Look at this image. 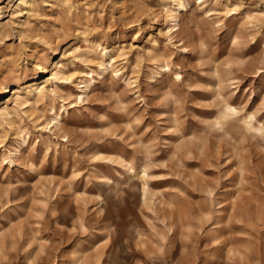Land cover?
<instances>
[{"label":"rangeland","instance_id":"rangeland-1","mask_svg":"<svg viewBox=\"0 0 264 264\" xmlns=\"http://www.w3.org/2000/svg\"><path fill=\"white\" fill-rule=\"evenodd\" d=\"M183 1L0 0V107L73 73L0 117V264H264V0Z\"/></svg>","mask_w":264,"mask_h":264},{"label":"bare ground","instance_id":"bare-ground-1","mask_svg":"<svg viewBox=\"0 0 264 264\" xmlns=\"http://www.w3.org/2000/svg\"><path fill=\"white\" fill-rule=\"evenodd\" d=\"M13 1V0H11ZM19 1L18 2V6H20L21 4L25 5L27 8V11L33 10L36 8L37 6V0H16ZM47 1V0H46ZM164 1V0H163ZM53 2V1H52ZM173 4L175 5L174 8L169 9V15L171 17V20L174 21L173 25L170 27L171 30L178 28L179 26V21H178V12L181 8L186 7L185 3L183 0H173ZM257 2V1H256ZM45 3V2H44ZM58 3V2H57ZM14 4V3H13ZM51 4V3H50ZM258 4V3H256ZM261 4V3H260ZM263 4V3H262ZM11 5V4H10ZM57 6V5H56ZM168 7V6H167ZM166 7V8H167ZM1 10V9H0ZM26 10V9H25ZM2 13V12H1ZM15 13V12H14ZM190 13L192 14V12L190 11ZM21 14V13H20ZM23 14V13H22ZM253 17V15H252ZM21 21V20H20ZM14 22V21H13ZM19 22V21H18ZM260 22V21H259ZM23 26H28L29 25V21L28 20H24L21 21ZM20 23V24H21ZM18 24V25H20ZM6 27V24L0 19V31L4 30ZM60 27V26H59ZM168 29V30H170ZM9 31V30H8ZM7 31V32H8ZM43 31V30H42ZM5 34V33H4ZM7 35V34H6ZM39 37V36H38ZM45 43L46 44H50L52 43V41L50 39H45ZM54 43V42H53ZM125 44V43H122ZM133 44V43H132ZM101 45V44H100ZM134 45V44H133ZM51 46V45H50ZM62 46V45H61ZM79 46V45H78ZM104 46V45H103ZM122 46V45H120ZM43 47V46H42ZM52 47V46H51ZM66 46H64L65 48ZM54 48V47H53ZM58 48H55V52H58ZM107 47H105L101 53V58L100 60H98L97 62H95L98 65L99 71H96L97 75H100L101 73H104L108 68H109V64L112 65V60H114V56L111 52V50H106ZM64 50V49H63ZM60 52V50H59ZM58 52V53H59ZM74 49L70 47L65 48L64 51V57L70 53H74ZM34 57V54H33ZM59 57V56H58ZM71 58V57H70ZM77 58V57H76ZM37 62H36V67L41 69V72L44 73L45 75L47 74L48 71H50L51 75L48 78H45V80L41 81V82H35V83H29L30 80H28V84H24V85H17L15 86V91L14 93L16 94L15 97V106H9V105H4L3 107H0V117L5 120V119H11L14 115L19 113V107L21 106H25V104L30 103L31 102V98H44L46 97L50 92H54L56 94V96L54 97V99H56L58 91H57V87H52L50 88L48 85L50 82H52L53 80H59L61 78L67 79L72 81L73 80V73H68L67 69V63L63 60H57L54 62V64L52 65V63L50 62L51 59L49 57L43 58L41 56H37L36 57ZM106 59H109V61H107ZM79 60V59H78ZM1 62V61H0ZM164 68V66L162 67ZM40 72V73H41ZM84 72V71H83ZM94 72L95 69H90V71L88 72H84L83 74H87L90 75L91 78L88 81H85V83H83V85H81V92H79V96L80 98H82V94L87 93L88 90L92 87V85H94L96 77L94 76ZM42 77V76H41ZM80 77V76H79ZM99 77V76H98ZM41 80V79H40ZM73 82V81H72ZM80 85V84H79ZM80 87V86H79ZM12 88L10 84H7L1 91L2 94L0 95V99L5 98L8 94H10L12 92ZM13 102V101H12ZM35 103V101H34ZM4 104V103H3ZM27 107V106H26ZM230 111L234 112L235 108H232L231 106L228 107ZM55 109V102L52 104V109L53 110V115L51 117V120L48 121V126L50 128L52 127H57L60 123H61V119H62V114L61 112H57L54 111ZM66 109V108H65ZM237 110V109H236ZM221 114V112H220ZM25 115V114H24ZM228 115V112H224L223 114H221V116L225 119V117ZM236 115V114H235ZM234 115V116H235ZM230 117V115H229ZM218 118V117H217ZM246 118V117H245ZM244 118V119H245ZM247 123L250 127H254V125H252V115L250 116V118L247 120ZM45 126V125H44ZM45 129V128H44ZM21 132V131H20ZM22 133V132H21ZM28 135V134H27ZM29 136V135H28ZM23 143V142H22ZM19 146V145H18ZM134 164H132V161L130 162H126L125 164V169L129 170V172L134 171ZM133 175H131L132 177ZM141 177V176H140ZM143 178V189H144V198H146V177H142ZM112 181V180H111ZM124 189V188H123ZM120 200V199H119Z\"/></svg>","mask_w":264,"mask_h":264}]
</instances>
